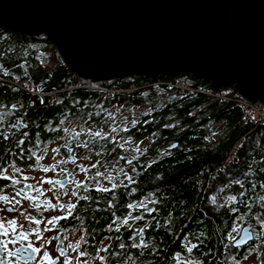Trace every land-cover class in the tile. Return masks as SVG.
Returning a JSON list of instances; mask_svg holds the SVG:
<instances>
[{"label":"trees","instance_id":"1","mask_svg":"<svg viewBox=\"0 0 264 264\" xmlns=\"http://www.w3.org/2000/svg\"><path fill=\"white\" fill-rule=\"evenodd\" d=\"M61 57L44 35L0 27V85L74 83L0 87V169L14 164L15 169L42 170L54 148L59 149L54 155L70 164L69 158L78 157L71 148L81 146L80 154L90 153V157L94 150L102 154L87 168L88 177L112 159L121 163L120 178L128 166L133 176L107 192H83L70 217L53 225L57 242L65 231L78 227L79 241L86 243V249L96 253L106 242V264H243L252 254L264 258V124H256L233 102L236 94L231 89L205 87L226 94L231 103L223 104L152 89L156 82L177 77L115 76L103 80L123 82L100 83L103 80L71 71ZM154 78L172 80H149ZM29 88L35 95L26 91ZM124 108H148L151 114L144 113L124 133L118 129L102 134L111 110ZM215 127L222 128L221 135L211 133ZM81 129H87L85 141L77 143L71 136L79 140ZM91 130L101 135L94 136ZM125 138L144 143L146 149L130 164L120 146ZM35 152L43 157L39 162L32 158ZM62 165L61 180L68 178V166ZM80 170L74 167L75 173ZM232 196L235 201L229 200ZM245 226L254 237L248 245L234 248ZM193 244L197 247L189 253Z\"/></svg>","mask_w":264,"mask_h":264},{"label":"water","instance_id":"2","mask_svg":"<svg viewBox=\"0 0 264 264\" xmlns=\"http://www.w3.org/2000/svg\"><path fill=\"white\" fill-rule=\"evenodd\" d=\"M0 27L51 39L84 77L191 75L264 107V76H244L264 75V0H0Z\"/></svg>","mask_w":264,"mask_h":264},{"label":"rangeland","instance_id":"3","mask_svg":"<svg viewBox=\"0 0 264 264\" xmlns=\"http://www.w3.org/2000/svg\"><path fill=\"white\" fill-rule=\"evenodd\" d=\"M226 90V89H225ZM28 93H33L34 91L29 88L26 89ZM35 95V93H33ZM144 113H149L148 108H131L130 110L127 108H124L120 111H115L114 109L111 110V115H109V121L105 122V128L103 129L102 134H105L108 130L115 129L116 133L118 129H123L122 132H126L130 129V127L138 122V120L143 116ZM151 114V112L149 113ZM250 117V116H249ZM251 118V117H250ZM253 119V118H251ZM255 120V119H254ZM82 135L78 138L71 136V139H76L77 143L85 141V134L87 132V129L79 130ZM95 131V130H94ZM93 130L90 132L93 133ZM97 132V131H95ZM114 133L113 137L117 139V134ZM211 133L215 136H219L222 134V128L215 127L212 129ZM120 146L124 149V152H122V156L127 158V162L132 161L133 158H135L140 153H143L145 149V144L141 143L139 141H130L128 138H125ZM54 147H58V144H54ZM53 147V148H54ZM55 149V148H54ZM72 151L77 158H70V164H68L69 160L64 161L61 157L54 155L53 150L50 149V153L46 156L45 160L43 161V164L47 167H49L48 172H44L43 170H40V168L36 170L29 169L28 172L24 171V177H28V179H24L23 183L27 185H34L36 188L40 186V190L44 191L42 199L46 198L48 202H53V204H57L54 211H52L49 216L48 214H44L40 221L41 223L39 225L40 233L43 235V239L40 240V243L42 244L41 248L42 250L50 249L53 250L56 248L57 243L51 240V244L46 243V241L50 240L53 236L52 233L55 232L54 230L51 231H43L45 225L47 224V221L50 219V217H62L64 213L69 214L68 210L66 208L61 207L62 205H68V204H74V200L77 199L78 195L73 196L72 192H77L79 188H91V189H100V188H118L121 182L125 181L127 178H132V169L131 167H127L123 170L121 173L122 175H125V177L120 178L119 172H120V165L121 163H118L116 160H111L108 162V164H103L94 170V174L90 177H88V170L87 168H90L93 166L94 161L98 160L99 157H101V154L99 151L94 150L93 156H90V153H82L81 146L80 147H72ZM47 152V151H46ZM39 153V152H38ZM41 154L36 155V157H40ZM72 156V155H71ZM60 162V163H58ZM62 164L68 166L67 170L65 172L66 177L69 178L68 182V189L61 191V187L57 186V181L61 179L62 171L60 168L63 166ZM130 164V163H129ZM55 166V167H53ZM79 166L80 172H74V167ZM12 167H9L7 169V175L12 171ZM97 173H100V175H97ZM108 177H111V179H108ZM51 180L53 183L49 184L47 182L42 181H48ZM115 185V187H113ZM52 186V187H51ZM43 187L45 188L43 190ZM66 188V187H64ZM62 192V193H61ZM56 194L58 195V198L55 199ZM78 194V192H77ZM147 202V201H146ZM144 202L143 204H145ZM23 205V207L21 206ZM20 205V209H28V205H26V201L22 202ZM134 208H132L133 210ZM27 222L24 218V225ZM239 224V221L237 222V225ZM236 225V226H237ZM235 226V227H236ZM47 227L50 228V225H47ZM237 229V228H236ZM58 231V230H57ZM55 235L57 232L54 233ZM51 237V238H50ZM80 237V230L78 227L75 229H70L69 231L64 232V238H63V245H76L77 243L81 242L79 241ZM83 248V246H81ZM70 249V248H69ZM81 251V250H79ZM81 259H83L81 257ZM98 264H100L98 262ZM243 264H264V258L258 259L255 254H252L249 258L245 259Z\"/></svg>","mask_w":264,"mask_h":264},{"label":"snow or ice","instance_id":"4","mask_svg":"<svg viewBox=\"0 0 264 264\" xmlns=\"http://www.w3.org/2000/svg\"><path fill=\"white\" fill-rule=\"evenodd\" d=\"M7 74V73H5ZM43 98H41V103H43ZM15 107V105H13ZM61 124L63 121L60 122ZM12 127H16V125H12ZM24 127H27V124H24ZM67 131V129H65ZM115 131V129H113ZM27 135V133H25ZM78 135V134H77ZM94 136H100V132H96L93 134ZM4 139H8L7 134H4ZM21 144L24 143L23 140L20 141ZM86 146V145H85ZM46 151V149H45ZM54 152H59V149H53ZM35 155V153H33ZM40 159H43V157H38L37 162H39ZM60 163V162H58ZM131 163V161H129ZM94 166V165H93ZM13 167L15 168V165L13 164ZM55 167V166H53ZM44 172H48L50 169L49 167H43L42 169ZM15 171H19V169H15ZM63 171V170H62ZM7 169H0V180H10L11 185H6L5 187H14L15 185L19 184L21 181L16 179L13 176H9L6 174ZM97 175H100V173H97ZM23 179H28V177H24ZM108 179H111V177H108ZM131 179V177H129ZM47 182L49 184L53 183V181H42ZM239 183V182H237ZM264 186V185H262ZM115 187V185L113 186ZM27 188L31 189L32 191L39 192L40 190L36 188L34 185H27ZM100 191L107 192L109 189L107 188H100ZM3 192V189H0V193ZM73 196L78 195L77 192H72ZM151 195V194H150ZM17 197H21L23 200L32 201L35 202L37 197L31 196L28 193L25 192L24 188H20L14 192L13 195L9 196L7 194H0V201H3L8 206L5 208H0V212L7 211L8 213H14L17 211V205H21V200L17 199ZM83 199H87V197H83ZM229 200L235 201L236 197L232 196L229 197ZM23 207V205H21ZM45 206L49 208H54L55 205L45 201ZM36 207H41V205L36 204ZM61 207L66 208L69 212V215H71V210L76 207L75 204H68V205H62ZM235 211V209H233ZM20 215H23L25 220L29 221L30 225L34 224L36 225L35 228H31L30 230L33 232V234L36 236L37 240L43 239V237L40 235V229L39 225L43 223L42 221L25 214L24 212H20ZM67 217H52L47 221V224L45 225L43 231H51L52 229L47 227V225H54L58 220L60 219H66ZM136 219H142V217L137 216ZM127 223V221H125ZM262 227H264V224H262ZM29 229L25 228L24 224L18 223V220L16 218H8L6 216H0V264H5V260H7V264H13L12 258H16V264H19L21 260L25 262V264H28V261L35 260L37 255L41 253L42 248L36 247L31 241L27 243L25 246L22 241L27 240ZM233 231H237L236 228H233ZM139 232L142 234L144 232V229H139ZM231 239H234V237H230ZM247 237H242V239H246ZM53 239H59L57 236H53L50 240L46 241V243H51V240ZM20 244L19 247H15L14 249H10L9 245H16ZM144 244V241L141 240V245ZM133 247H139L140 245L133 244ZM146 246V245H145ZM121 248H124L125 245L121 244ZM197 245H191V247H188L187 251L191 253L194 248H196ZM68 248H70L73 252H78V255L73 258L67 254V249L64 247H57V252L59 253L58 256L53 258L51 254L47 251H44L43 255L40 256L38 264H57V262L60 260L61 257H63V264H73V260L75 259V264H88L87 260H81V257H85L88 255L86 251H78L79 249V243L76 245H68ZM105 251L107 249H104ZM101 259H104L101 257ZM247 259V257H245Z\"/></svg>","mask_w":264,"mask_h":264},{"label":"flooded vegetation","instance_id":"5","mask_svg":"<svg viewBox=\"0 0 264 264\" xmlns=\"http://www.w3.org/2000/svg\"><path fill=\"white\" fill-rule=\"evenodd\" d=\"M38 154H39L38 152H35V155H32V158H33V159H37L38 157H36V155H38ZM28 156H29V155H28ZM28 156H27V157H28ZM101 156H102V154H101ZM69 159H70V158H69ZM71 161H72V159H71ZM9 167H12V166H11V165H6V166L3 167V169H5V168L8 169ZM12 168H13V169H12V171L9 173V176H13V177H15L16 179L20 180L21 182H20L19 184L15 185L14 187H5L6 185H11V181H10V180H0L1 183H2V184H0V189H3V192L0 193V194H7V195L11 196V195L14 194V192H15L16 190H18V189H20V188H24L26 193H28V194L31 195V196H36L37 199H36L35 202H32V201L23 200L21 197H17V199H20V200H21V203L24 202V201H26V205H28V209H24V208L20 209V205H17V206H16V207H17V211H16V212H14V213H8V212L5 210V211H3V212H0V216H6V217H8V218H16V219L18 220V223H21V224H24V216H23V215H20V212H24L25 214L30 215V216H32V217L38 219V220H40V219L42 218V216H44V214H48V216H49V214H50L52 211H54V209L56 208V205H57V204H56V203L53 204V202H49V203L55 205V207H54V208L46 207V206H45V201H47V199H46V198H43V199H42L43 193H45V192L40 190V186L37 187V188L40 190L39 192L32 191L31 189L27 188V186L23 183V181H24L23 178H24V176H25V175H24V171H26V170L23 169V168H16V169H19V171H15V168H14V167H12ZM32 170H36V169H32ZM28 171H29V170H27L26 172H28ZM64 178H65V177H63V179H64ZM66 179H68V182H69V178H66ZM60 180H61V179H60ZM58 181H59V180H58ZM58 181H57V183H58ZM57 186H58V185H57ZM51 187H52V186H51ZM58 187H59V186H58ZM67 187H68V184H67L66 188H61V191L68 189ZM44 189H45V188L43 187V190H44ZM87 189L92 190V191H94V190H99V189H91V188H84V187H81V189L79 188V190L77 191V192H78V197H77V199H81V194H82L83 192H86ZM63 192H64V191H63ZM61 193H62V192H61ZM58 195H59V194H56L55 199L58 198ZM86 196L88 197L87 193H86ZM77 199H75L74 202H73L75 205L77 204V203H76ZM47 202H48V201H47ZM36 204L41 205V207H36ZM8 206H10V205H6L3 201H0V208H5V209H6ZM72 212H74V209L71 210V214H72ZM62 217H67V218H69L70 215L64 213V215H63ZM51 218H52V217H50V219H51ZM54 225H55V224H54ZM35 227H36V225H34V224H31V225H30L29 221H27V222L25 223V228H26V229H29V230H28V233H27L28 239L22 241V243H23L25 246L27 245V243H28L29 241H31L36 247H41V246H42V244L40 243V240H41V239H40V240H37V239H36V236H35V235L33 234V232L30 230L31 228H35ZM50 228H51L52 230H54L55 232H57V230L54 229L53 225H50ZM39 229H40V228H39ZM55 232H53L51 236H57V234H56V235L54 234ZM40 235H41V233H40ZM41 236L44 237L43 235H41ZM50 238H51V237H50ZM63 238H64V237H63ZM63 238H62L61 241H58V242L56 241V239H53L52 241L54 242V246L56 245L55 242L57 243L56 248H54L53 250H50V249L42 250L41 253H39V254L37 255L36 259H35V260H32V261H28V264H38V262H39V258H40V256L43 255L44 251L49 252V253L51 254V256H52L53 258H55L56 256L59 255V253L57 252V247H58V246H59V247H64V248H66V249H67V254H68L69 256L75 258V257L78 255V252H73L71 249L68 248V245H67V244H66V246L63 245V242H62V241H63ZM78 240H79V239H78ZM50 244H51V243H50ZM105 245H106V242H103L102 245L98 248L97 252L95 253L92 249H86V248H87V247H86V243L81 244V243L79 242V249H78V251L81 250V251H86V252L88 253V255L85 256V257H82L83 259H81V260H87V261H88V264H98V262H99L100 264H106V263H105V260H104V259H101V257L104 256V253H103V247H104ZM19 246H20V244L18 243V244H16V245H9V248H10V249H14L15 247H19ZM81 246H83V248H81ZM103 258H104V257H103ZM63 259H64V258L61 257L60 260L57 262V264H63ZM12 260H13V264H16V258L13 257ZM129 261H130V260H129ZM5 264H7V260H5ZM19 264H25V262H24L23 260H21V261L19 262ZM49 264H50V262H49ZM73 264H75V259L73 260Z\"/></svg>","mask_w":264,"mask_h":264},{"label":"built area","instance_id":"6","mask_svg":"<svg viewBox=\"0 0 264 264\" xmlns=\"http://www.w3.org/2000/svg\"><path fill=\"white\" fill-rule=\"evenodd\" d=\"M183 77V76H180ZM177 77V78H180ZM158 88H164L165 91L169 92H175L178 93V95H183L186 97L193 98L194 96H203L204 98H212L216 99L217 101H220V103H231L229 97L226 94H216L208 89H206L202 84H192L189 81L184 80H177L162 83V82H156L154 85H152V89H158ZM112 93H108L107 95H111ZM233 101L236 103L239 107L243 109V112H246L251 118L255 119L257 122L256 124H264V107L261 105H251L247 102L242 101V99L236 95V98Z\"/></svg>","mask_w":264,"mask_h":264}]
</instances>
